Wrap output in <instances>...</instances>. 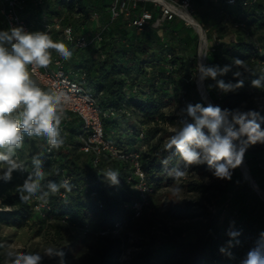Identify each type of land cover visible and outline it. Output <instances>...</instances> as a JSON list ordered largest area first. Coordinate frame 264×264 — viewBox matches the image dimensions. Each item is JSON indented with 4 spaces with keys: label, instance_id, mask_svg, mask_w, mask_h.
Here are the masks:
<instances>
[{
    "label": "trees",
    "instance_id": "obj_1",
    "mask_svg": "<svg viewBox=\"0 0 264 264\" xmlns=\"http://www.w3.org/2000/svg\"><path fill=\"white\" fill-rule=\"evenodd\" d=\"M25 1L26 8L21 13L28 24L42 15L48 23L59 22L61 26L70 27L74 38L99 36L95 44L78 48L64 42L60 32L50 33L54 41L65 43L73 53L70 60H63L64 70L84 74L85 91L93 95L100 109L124 111L103 119L106 138L129 150L144 146L140 162L152 190L147 194L149 203L142 215L134 218L131 205L138 200V195L132 190L135 180L129 164L103 155L94 165L91 155L80 150L81 120L67 113L60 126L64 138L61 148L47 153L46 138L25 135L17 155L26 164L27 171L14 172L8 183L0 181V226L21 228L31 218L40 222L54 218L58 223L65 222L82 231L87 226L86 234L92 232L103 240L97 250L96 264H121L118 259L122 246L138 249L126 264H241L250 249L256 248L258 243L264 244L259 237L264 232V200L242 179L239 167L233 170L231 181L213 183L181 182L183 177L174 179L165 170L178 164L183 167V164L173 155V150H164L167 141L164 144L162 141L174 133L163 125L179 127L182 119L189 118L186 114H167L164 108L177 102L204 103L196 86L199 39L194 29L178 17L153 26L160 12L145 2H136L133 6L127 1L125 9H120L118 17L112 19L108 0H40V4H36L37 0ZM243 1L236 0L229 5L225 0H206V4L190 0L192 11L193 7L195 9L193 18L204 30L208 42H215L209 45L204 64L232 65L228 74L218 77L225 82L235 83L232 73L243 72L244 87L235 93L224 94L215 87L209 89L208 85L215 83L211 79L203 84L214 105L254 109L264 116V89L251 86L253 79L264 74V0H254L247 6L242 5ZM142 9L148 10L152 19L137 29L130 23ZM1 21L0 17V30H6ZM224 23L235 31L234 40L220 39L226 31ZM50 51L52 59L56 52ZM234 59L243 60L250 72L238 68ZM139 133L143 134V139H138ZM147 133L158 135L159 146L152 147ZM38 139L44 143L42 148L29 153V147ZM37 154L42 161L41 167L52 166L49 175L41 180L45 190L49 180L59 183L65 177L75 185L70 193L61 189L60 193L50 195L46 207L40 210L34 208L40 201L22 203L16 191L28 172L35 171L31 157ZM167 157H171L169 164L162 165L161 161ZM244 162L254 183L264 192V145L250 147ZM109 168L120 172L119 185H110L102 177ZM206 169L207 165H200L188 171L203 175L208 173ZM130 176L131 181L128 180ZM176 182H180L178 187L196 195L195 199L167 202L164 206V216L184 222L183 226L170 229L161 222L159 235L137 226L147 209L155 212L157 204H151V199L156 192ZM211 197L214 209L208 210L201 200L212 203ZM146 221L150 227L154 225L153 220ZM233 221L232 230L240 232L236 238L226 234ZM115 223L120 225L119 233L112 232ZM131 228L139 234L137 239L126 235ZM99 231L109 233L99 236ZM186 231L192 232V239L182 238ZM5 241L10 243L9 239L0 237V242ZM221 247L231 256L222 254ZM76 249L70 252L67 247L62 248L65 258H72ZM0 264H4L1 253Z\"/></svg>",
    "mask_w": 264,
    "mask_h": 264
},
{
    "label": "clouds",
    "instance_id": "obj_2",
    "mask_svg": "<svg viewBox=\"0 0 264 264\" xmlns=\"http://www.w3.org/2000/svg\"><path fill=\"white\" fill-rule=\"evenodd\" d=\"M54 50L64 61L71 59L73 53L68 46L54 41L47 32H28L23 26L0 30V181L8 183L14 172H26V164L20 160L17 150L21 149L25 135L46 138L48 151L59 149L64 144L61 137V123L64 112L62 96L53 95L43 90L32 78L29 65L46 68L51 63V51ZM234 64L244 72H250L243 60L234 59ZM196 80L198 86L211 79L221 93H235L244 87L241 78L243 72L232 73L235 83L225 82L223 77L231 71L232 65L208 66L202 61L197 65ZM251 86L264 89V74L251 81ZM189 119H182L164 145V150H173L180 163L166 168L168 175L179 179L187 174L192 166L207 165L211 176L221 181H231L233 170L244 160L246 151L257 144L264 145V116L254 109L242 110L221 108L212 103H188L180 109ZM38 155L31 157V165L35 171L28 172L26 179L16 187L19 200L27 203L34 198L41 206L48 204L50 195H56L63 189L70 193L75 185L70 179H62L59 183L49 180L41 183L44 170ZM171 157L161 161L167 166ZM59 175V170L57 171ZM102 177L110 185H119L120 172L107 169ZM176 193L180 188L174 189ZM230 228L226 233L230 238L240 235L239 231ZM264 241V232L259 234ZM231 246V239L229 240ZM239 243V240L236 241ZM4 249V264H43L45 258H59V264H65V252L54 245L43 247L42 251L25 252L18 250L13 244L0 242ZM219 251L231 256L225 247ZM241 264H264V244L247 252Z\"/></svg>",
    "mask_w": 264,
    "mask_h": 264
},
{
    "label": "built area",
    "instance_id": "obj_3",
    "mask_svg": "<svg viewBox=\"0 0 264 264\" xmlns=\"http://www.w3.org/2000/svg\"><path fill=\"white\" fill-rule=\"evenodd\" d=\"M109 13L112 19L118 17L120 9H125L126 0H108ZM132 2V5L136 2L150 3L152 6L159 9L160 16L155 20L153 26H158L163 20H171L174 17H178L185 24L186 21L183 18V14L191 15L193 12L191 9L190 0H128ZM254 0H244L243 6H247ZM40 0H37L36 4H40ZM229 5L235 4L236 0H225ZM26 8L25 0H0V17L2 24L6 27V30L10 27L23 26L28 32H47L49 35L51 31L60 32L64 42L72 43L74 47L84 48L89 45H93L100 40L99 36L89 38L81 35L76 38L73 37V33L70 27H64L59 22L48 23L45 18L40 15L31 24L26 21L25 15L21 12ZM152 19V15L148 10L142 9L139 15L131 21V26L140 29L146 21ZM190 26V25H189ZM191 27V26H190ZM194 28V27H193ZM195 30V29H194ZM196 34L202 37L203 29L199 33L195 30ZM205 35V33H204ZM206 37V36H205ZM215 42H210V46ZM205 63V60L204 62ZM198 64V57H197ZM29 71L32 73V78L40 87L47 88L53 95L62 96V109L64 112V118L67 113L75 114L82 122L81 133L79 135L80 150L89 154L92 157L94 165L98 164L101 156L106 155L112 159H118L129 164L131 168L132 177L134 183L132 190L137 193L138 200L131 205L133 211V217L139 218L144 208L147 207L149 200L147 198L148 192L152 189L148 186L145 173L142 170L140 162V152L144 150L143 145H139L132 150H129L127 146L118 147L106 138L103 119L105 117H114L118 113H124L122 109H109L108 111H102L97 105L95 98L92 94L85 91L84 88V74L82 72L69 73L63 68V59L55 53L51 59V63L46 67H33L29 65ZM138 139H143V134L139 133ZM46 152L49 153L48 148ZM66 179V177L64 178ZM131 181V176L128 177ZM64 197V194H61ZM33 200H36L35 198ZM46 207L41 206V203H36L34 208L40 210ZM120 225L115 223L113 233H119ZM88 227L85 226L84 233L88 232ZM108 231H99L97 235L105 236ZM137 248H125L122 246V251L118 261L121 264H126L131 257V250Z\"/></svg>",
    "mask_w": 264,
    "mask_h": 264
},
{
    "label": "rangeland",
    "instance_id": "obj_4",
    "mask_svg": "<svg viewBox=\"0 0 264 264\" xmlns=\"http://www.w3.org/2000/svg\"><path fill=\"white\" fill-rule=\"evenodd\" d=\"M127 1L128 0H126V2ZM199 2H201L202 4H206V0H199ZM194 10L195 9L193 7V11ZM191 15L193 16L194 13L192 12ZM186 25L189 26L188 24ZM224 26L226 31L224 34L220 36V39L222 41L234 40L236 38L235 31L231 28L229 24L224 23ZM204 33L202 34V38H200L198 41L197 51H199L201 40L203 39L204 48H205L204 53L206 57L207 49L210 45V42H208L207 38L205 37L206 35H204ZM198 55L199 52H197V57ZM203 94L205 98H203L202 96ZM201 96L207 103L209 102L212 103L210 98L208 97L205 88L202 89ZM184 107H186L185 102L183 103L177 102L171 106H168L167 108H164V111L167 114L182 115L180 114V109ZM163 126L167 128V131H171L173 133L174 130L178 128L177 126H169V125H163ZM147 136L152 139L151 141L152 147L155 148L159 146L160 140L158 139L157 134L147 133ZM166 141L167 138L162 141L163 142L162 144H164ZM43 144L44 143H42L40 139L36 140L34 145L32 147H29L28 152L30 153L40 150ZM42 168L44 170V177H45L49 175L52 166L46 164ZM242 179L244 178L242 177ZM188 181L203 182V183L222 182L221 180L213 178L210 172L200 175L194 171H187V174L182 178L181 182H188ZM179 184L180 182H176L174 185L163 187L160 190H158L156 192V195L151 199L152 201L151 204L153 203L157 204V208L155 212L152 211V208L147 209L145 217L142 220L138 221L137 226H142L143 228H147V230L151 231L150 233H156L157 235L160 234V232H158L159 231L158 228L161 222H163L170 229L183 226L184 222L171 220L165 217L163 212L164 206L167 202L168 203L182 202L196 198L195 194L188 192L185 188L178 187ZM177 187L181 189L179 193H176L174 191V189H176ZM258 195L262 198V200H264V192L259 190ZM201 201L207 205L208 210L214 209L213 208L214 198L211 197L212 203H208V201H205L204 199ZM146 219L153 220L154 225L150 227ZM23 224L24 225L21 228L1 225L0 237L9 239L10 243L13 244L18 250H22L25 252L42 251L43 247L49 245H54L58 248L67 247V249L70 252H73V249L77 248L76 249L77 251L75 252L72 258L64 257L65 264H96L97 263V255H96L97 250L101 247L103 240L97 237L96 235H94L92 232L85 234L84 231H82L80 228H77L74 225L66 224L65 222L58 223L54 221V218H51L46 222L45 221L40 222L35 218H31L28 221H25ZM135 231L136 230L134 228L133 229L131 228V231L128 232L126 235L137 239V237H139V234L135 233ZM192 237L193 234L191 231H186L182 235V238L185 240L192 239ZM137 250L138 249L131 250L130 251L131 256L135 252H137ZM0 253L3 255V262H4V249H2ZM43 264H59V258H53V259L45 258Z\"/></svg>",
    "mask_w": 264,
    "mask_h": 264
},
{
    "label": "bare ground",
    "instance_id": "obj_5",
    "mask_svg": "<svg viewBox=\"0 0 264 264\" xmlns=\"http://www.w3.org/2000/svg\"><path fill=\"white\" fill-rule=\"evenodd\" d=\"M182 16H183L184 20L186 21V23L188 25H190V26H193L194 29L197 31V28L198 27L195 25V22L193 20L194 18L191 17V16H189V15H186V14H183ZM204 51H205V48H204V42H203V39H202L201 40L200 47H199V51H198L199 52V55H198V63L201 62V61L204 62V59L206 58ZM202 89H204L203 84L199 85L200 92H202ZM202 96H203V98H205L204 94ZM240 166H241V170H242L243 175H244V179L247 180V181H249L250 180V178H249L250 176L248 174V171L246 170L245 162L243 161V163Z\"/></svg>",
    "mask_w": 264,
    "mask_h": 264
},
{
    "label": "water",
    "instance_id": "obj_6",
    "mask_svg": "<svg viewBox=\"0 0 264 264\" xmlns=\"http://www.w3.org/2000/svg\"><path fill=\"white\" fill-rule=\"evenodd\" d=\"M194 20V22H195V25L198 27L197 28V33L199 32H201L202 31V27L195 21V19H193ZM192 28H193V26H191ZM194 29V28H193ZM199 38H201V36H199ZM196 86H197V90H198V93H199V95H200V98L202 99V101L204 102V104H207V102L202 98V96H201V92H200V90H199V86H198V84H197V80H196ZM244 161V160H243ZM246 165V164H245ZM239 170H240V172H241V175H242V177L244 178V175H243V172H242V170H241V166H239ZM246 170L248 171V168H247V166H246ZM248 174H249V171H248ZM249 176H250V174H249ZM250 178V180L248 181V183H249V186L257 193V194H259V189H258V187H257V185L254 183V181H253V179L251 178V176L249 177Z\"/></svg>",
    "mask_w": 264,
    "mask_h": 264
}]
</instances>
